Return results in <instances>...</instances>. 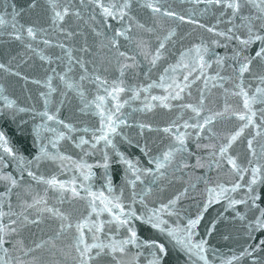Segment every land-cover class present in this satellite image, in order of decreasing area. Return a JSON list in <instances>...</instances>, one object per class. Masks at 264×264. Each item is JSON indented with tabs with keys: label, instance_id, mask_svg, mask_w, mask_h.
Instances as JSON below:
<instances>
[{
	"label": "snow or ice",
	"instance_id": "snow-or-ice-1",
	"mask_svg": "<svg viewBox=\"0 0 264 264\" xmlns=\"http://www.w3.org/2000/svg\"><path fill=\"white\" fill-rule=\"evenodd\" d=\"M191 3L197 8L203 5L199 14L214 16V22H202L195 10L184 14L162 0H0L4 9L11 8L0 12V38L7 37L0 40L4 45L0 55L6 58L0 62L4 80L0 83V112L14 118L17 112L32 111L40 118L33 127L35 154L31 160L19 155L0 131V182L4 185L0 192V264H133L140 253L130 259L132 249H147L148 264H167L170 249L185 257L184 264H264V238L238 252L230 249V254L210 243L221 224L235 229L238 223L235 230L247 237L257 232L264 237V196L256 194V185L264 184V0ZM141 13L150 22H141ZM169 20L192 25L210 36L180 35L176 28H165L164 22ZM111 21L116 22L115 27ZM225 23L226 28L219 27ZM222 40L226 43L221 44ZM232 41L236 43L230 54L212 52L211 46L226 48ZM256 42L260 47L255 55L246 54ZM13 46L19 51L14 52ZM210 53L218 69L230 68L231 73L209 75L213 61L206 57ZM33 57H38L45 72L43 77L31 79L40 89L41 110L21 106L11 91L10 78L29 82L30 77L20 69ZM141 64L146 66L143 71ZM113 72L118 74L113 76ZM157 72L158 78H154ZM129 75L133 80L142 75L143 80L129 83ZM201 81L203 86L198 87ZM217 88L220 99H212ZM152 89H161L162 94L153 95ZM30 99L37 102V98ZM73 101H78L79 113L98 118V126L86 124L80 129L75 114L62 117V108ZM135 102L139 107H133ZM157 108L178 110L177 116L163 127H154L147 119L129 124L135 113H151ZM133 126L145 139L143 145L137 140L136 146L148 157V166L127 158L117 148L115 138L122 135L123 128ZM81 131L91 133L90 139L74 135ZM145 131L163 133L167 139L155 154ZM192 138L196 149L204 150L203 155L195 154V167L207 169V174L195 178L197 183L190 176L185 178L192 167L188 156L193 153L187 143ZM61 141L71 142L85 156L86 148L97 151L103 145V164L99 166L105 169L107 194L93 190V166L83 157L76 160L60 151ZM244 141V153L234 155V146ZM110 152L125 165L124 180L131 187L127 203L123 190L117 194L107 175ZM42 161L64 170L70 165L82 179L73 175L63 180L39 173ZM10 167L15 171H7ZM225 169L231 180L221 179ZM25 174L35 184L25 183ZM148 177L153 187L137 192V183L144 185ZM172 181L181 182V188L165 195ZM199 182L207 195L195 201L194 214L185 212L180 201L194 198L189 193L196 192ZM38 185L44 186L43 194L36 190ZM242 189L246 190L240 199L229 195ZM49 191L59 207L49 203ZM222 199L234 215L229 220L225 213H218L211 226H205V234L194 239L209 206ZM76 201L85 204L86 215L74 217L63 207ZM137 203L140 208L135 207ZM105 213L107 220L103 219ZM166 217L186 223L170 224ZM137 221L164 234V241L141 240ZM221 235L224 241L232 238L231 232Z\"/></svg>",
	"mask_w": 264,
	"mask_h": 264
},
{
	"label": "water",
	"instance_id": "water-1",
	"mask_svg": "<svg viewBox=\"0 0 264 264\" xmlns=\"http://www.w3.org/2000/svg\"><path fill=\"white\" fill-rule=\"evenodd\" d=\"M77 3H79V0H76ZM162 2L165 5H172L177 11H180L184 14H189L191 11L195 10L197 13V18L201 19L202 22L205 23H213L215 20L214 16L207 15L202 16L200 15V9L203 8V5H200L199 8H197L194 4L191 3V0H162ZM7 11L10 12L11 8L4 9L2 6H0V12ZM141 22L148 21L150 22L148 15L146 13H141L138 17ZM113 26H116L115 21H111ZM237 23H239V20L237 19ZM165 28H176V30L180 33V35H184L185 33H189L192 37H198V36H204L205 38H208L210 34L204 32L203 30H194L192 25L188 24H181L178 21H165L164 22ZM228 25L221 24L219 27L226 28ZM7 37L0 38V40H6ZM91 39V37H90ZM187 43V41H186ZM226 43L225 41H221V44ZM235 41L228 42L227 47L223 46H211L212 52L224 56L226 54H230L233 48V45H235ZM260 47L259 42H256L252 44L246 54H251L252 56L255 55V50H258ZM177 48H179V45H177ZM4 45L3 43H0V53L3 52ZM13 51H19V48L13 46ZM50 51H56V50H50ZM207 59H211L213 61L211 69L208 70L209 75L215 74L217 71H221L222 74L228 75L231 73V69H225L221 70L218 69L217 66L214 63L215 57L210 53ZM6 58L3 55H0V62H4ZM142 59V58H141ZM31 65V67L29 66ZM41 62L39 61L38 57H33L32 59L28 60L26 64L21 65V71L22 73L28 75L30 77L29 82L25 84L23 80H19L18 78H10L12 87L11 91L14 93V97H18L21 106L25 107H35L38 110L42 109L43 101L38 99V86L33 85L31 83L32 78H41L44 76V68L40 67ZM146 68L145 65L141 64V71H143ZM159 71H162L159 69ZM118 73L113 72L112 75L115 76ZM154 78H158V72L154 74ZM182 78V77H181ZM127 80L129 83H139L141 80H143V76L141 75L139 79L133 80L132 76L129 75L127 77ZM150 82V81H148ZM0 83H4V80L0 78ZM203 82H199L198 87H202ZM230 86V85H229ZM220 89H213L212 93V99H220ZM153 95H161L162 90L161 89H152ZM56 96V94H53ZM193 95H198L197 90L193 89ZM30 97L37 98V102H34L33 99H30ZM143 97H141L142 99ZM235 103L236 101H232ZM80 107L78 101H73L71 105H65L62 108V117H67L69 115L75 114V119L79 121L77 124V127L80 129H83V127L86 124H95L98 126V118H92L90 116L84 115L82 113L78 112V108ZM133 107H139V102H135L133 104ZM126 111H131L130 108L126 109ZM176 111H169L165 109L157 108L151 113H135L132 118L129 120V124L134 125V122L139 120H151L154 127L159 126L163 127L165 126L166 122L169 120H172L176 118L177 116ZM186 118V117H185ZM40 123V118L35 116V113L32 111L27 112H17L15 117H10L9 115L0 112V131H3L7 137V139L10 142V146L13 147L19 155H23L26 159L31 160L32 156L35 154V146L33 144L34 140V133H33V127L35 124ZM223 125H217V128H222ZM228 127H231V124L228 125ZM47 135V133H45ZM76 136L79 135H85L86 139H90L91 133L85 134L83 131L74 134ZM124 137H127L128 139H125ZM145 137L149 141V146L153 149V154H155V150L157 148L163 147L167 143V139L164 137L163 133L158 132H151L148 133L145 131ZM193 139L188 140V146L189 151L193 153V155L188 156V160L190 165L192 166L189 169V172L186 179L190 176L193 183H197L196 177L200 176L202 174H207L206 168H197L196 165V158L195 154H204L203 149H196L195 143H193ZM140 140V144L143 145L145 143V139L141 138L139 136V129L136 127H129V128H123V132L121 136H118L115 138V142L117 144V148L119 151L123 152L124 155L132 159L133 161L139 160L140 164L142 166H148L147 161L148 157L144 156V154L140 151V148L136 146V141ZM131 141V142H129ZM245 145L246 141L237 143L233 148V154H243L245 151ZM58 148L60 151L64 152L67 155H71L73 159L79 160L81 157H83L84 161L90 165H92V172L94 173L93 177L91 178V184L93 186V190L95 191H105V194H107V188L105 186V169L102 166L103 164V154H104V148L103 145H100V149L97 151H90L89 149H85V151H88V155H84V152H82L80 149L75 148V146L69 142V141H61L58 145ZM109 162H108V169H107V175L111 178L113 188L117 194H120L121 190H123V196L125 198V202L130 201L131 197V187L128 186L125 183L124 180V170L125 165H122L119 163V158L116 157L114 152L109 153ZM244 164H246V160L243 161ZM69 170L61 169L58 165L51 163L50 161H42L39 165V173L48 175H57L58 179L68 180L73 175H75L78 179H82V177L79 176V173L75 171L74 168H71L70 165L66 166ZM33 169H36V165L33 164ZM9 172L15 171L13 168L7 169ZM18 174V173H17ZM212 179H216V173L213 172ZM129 178H132L131 176ZM221 179L223 180H231L232 177L227 174V169H225V174H222ZM151 180V177L146 178L145 184L141 185L139 182L137 183L136 191H141L142 188L145 187H153L148 181ZM25 183H33L29 181L25 174ZM204 184L203 182H199L197 184V190L195 193H192L190 191L189 196L194 198H187L180 201V207L185 210V212H191L195 213L196 211V203L195 201H200L203 198L206 197V193L204 190ZM181 188V182L179 181H172L171 187L168 188V191L165 193V195H168V193H171L173 189H179ZM36 190L43 194L44 186L38 185L36 186ZM246 189L237 190L236 193H230L233 198L240 199L243 196V192ZM4 191V185L2 182H0V192ZM256 194L264 196V184H257L256 185ZM157 195H159L157 193ZM155 197H152L150 199H154ZM48 199L50 204H56V206H60L56 203L54 200V194L49 191L48 193ZM12 201L15 204L16 203V197L13 195ZM63 207L68 210L70 209L73 213L74 217H78L81 214L86 215L85 211V204L82 201H76L72 203H65ZM136 208H140L139 203L135 205ZM261 207H264V204H261ZM227 208V201L226 200H220L218 203H214L209 206L208 211L205 213L204 219L202 220L201 224L198 226L197 232L198 235L194 237V239H199L200 236L205 234V226H211L210 222L213 218H218V213H225V216L230 220L231 216L234 215L233 210L231 208H227V211L225 209ZM237 208L240 211H245L243 205H238ZM5 210H7L5 208ZM19 211V208L16 209ZM183 216V213H182ZM170 224L172 222H182L186 223V221H178L176 217L168 218ZM94 219V217H93ZM103 219L107 220V214H103ZM4 223H7V218L4 219ZM137 226V232L138 235H140L141 240L144 238H159L161 241H164V234L159 233L156 230H153L150 228V226L142 224L141 222H136ZM235 229H239V224L237 223L235 226ZM233 229L232 225L229 224L228 228L225 229L224 224H221L219 227V230L213 234L212 237H210V243L213 247L219 248L221 253L224 254H230L229 250L238 252L243 246H245L248 243H258L259 240L262 237L261 233H253L252 238H249L246 236V234L242 230H235ZM32 231H38L36 229H32ZM87 231V229H85ZM105 231H108V228H105ZM227 232H231L232 238L229 241H224L222 239V233L227 234ZM27 235V233H25ZM5 247H11L10 244H6ZM136 252H139L140 255L136 257L133 260V264H148V260L151 259L149 252L147 249H132L129 258H132V255ZM2 254V253H0ZM185 257L178 252L176 249H170V255L167 257V264H184ZM244 264H247V261H244Z\"/></svg>",
	"mask_w": 264,
	"mask_h": 264
}]
</instances>
